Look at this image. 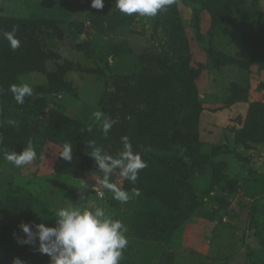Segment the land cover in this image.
Segmentation results:
<instances>
[{"label": "trees", "instance_id": "obj_1", "mask_svg": "<svg viewBox=\"0 0 264 264\" xmlns=\"http://www.w3.org/2000/svg\"><path fill=\"white\" fill-rule=\"evenodd\" d=\"M178 2L190 8L191 15L186 23L192 29L194 37L204 43L206 65L221 68L233 63L247 67V62L230 58L227 50L220 45L227 39L233 40L237 29L234 12L246 6L245 0H175L167 11L155 16L153 36L162 31L175 33L174 38L179 42L186 39ZM204 12L209 15V26L205 33L201 34L199 28ZM87 19L92 20L93 28L100 34L130 20L128 16L117 15V12L100 16V24L96 23L97 19L93 14L87 15ZM44 27L52 29L59 36L64 32L61 20L52 16L0 15V33L15 28L16 37L21 40V46L13 51L9 42L0 35V136L3 137L0 149L20 152L28 140L32 143L35 140H46L57 144L60 152L63 144L69 142L73 146V159L64 161L57 156L53 165L54 173L73 174L78 177L93 170L103 177L95 160L88 153V142L95 140L105 152L116 156L122 150L120 138L127 135L133 150L141 154L147 167L139 171L135 184L124 180L122 185L128 192L135 193L139 190L140 194H134L135 206L128 227L132 243L124 249L120 264H133L129 263V252L135 248V243L156 245L155 252L149 249L157 258L156 264H173L172 251L164 249L162 243H170L176 230L190 213L198 208L204 197H209L208 193L213 191L217 184L223 183V189L232 193L238 188V178H231L225 173L226 163L219 157L229 154L249 162V157H243L236 148L251 149L254 145L264 144V101H249L247 77L229 82L226 104L248 103L245 116L241 126L234 128L232 143L213 145L208 152H203L199 133L202 103L198 96L196 80L204 65L199 64L193 68L190 67L188 55H168L158 57L155 65L142 67L133 74L115 75L108 58L99 57L109 71L106 83L111 88L106 86L103 90L97 110L118 123L113 126L107 137L96 124H93V130L89 133L86 128L93 123L91 116L82 118L77 115L70 116L58 108L47 111L45 109L50 102L61 106L53 96L57 93L76 94V88L66 78L67 72L81 70L93 73L100 70L82 68L71 60L58 61L57 53L43 48L44 43L42 45L39 34L44 33ZM75 27L78 33L84 31L82 22L72 25L73 29ZM74 45L91 60L93 53L89 40L76 39ZM49 59L55 60V68L48 71L45 69V62ZM259 69L264 70V60L259 63ZM34 72L44 74V81L34 86L33 94L26 96L22 105L17 104L12 93L8 91L10 85L21 83L22 74ZM260 86L264 87L263 81ZM31 114L36 117L44 115L41 130L27 122V117ZM8 117L16 118L17 122L8 123ZM204 170H209V181L204 191L205 196L199 199L190 181L195 173H202ZM248 174L251 176V184L264 188V174H255L250 168ZM111 179L114 182V174ZM105 190L108 192L107 201L111 206L116 200L111 199L112 193ZM73 196L78 202L87 198L86 193L81 197L76 191ZM254 196L252 193V197ZM209 198L219 203V209L227 206L224 197L220 201L217 200L218 197ZM39 200L27 190L16 187L13 180L8 183L7 191L0 199V264H14L16 259L22 264H50V258L41 254L37 247L17 242V238L24 235L20 229L22 223L38 224L36 215ZM257 212L253 209L250 223L255 235L260 232ZM215 213L214 210L210 211L209 217L213 219ZM143 253L146 258V249ZM253 253L248 264H264V240ZM255 253L257 256L254 258Z\"/></svg>", "mask_w": 264, "mask_h": 264}, {"label": "rangeland", "instance_id": "obj_2", "mask_svg": "<svg viewBox=\"0 0 264 264\" xmlns=\"http://www.w3.org/2000/svg\"><path fill=\"white\" fill-rule=\"evenodd\" d=\"M245 7L234 12V22L237 27L233 40L227 39L220 45L227 50L230 58L247 62L243 68L236 64H229L221 68L206 65L204 43L197 40L188 26L190 8L178 2V9L182 17L183 34L186 39L177 41L175 33L158 31L153 36L152 30L155 17H142L138 14L131 16L121 14L115 9V0H104L103 9L97 10L90 6V0H0V15L18 17L38 16L40 14L55 17L62 22L64 32L56 35L52 29L43 28L39 34L44 49L59 55L58 61L71 60L82 68L98 69L99 72L87 73L81 70L67 72L66 78L76 88L75 95L57 93V105L48 103V109H62L70 116L90 117L97 111L100 95L107 86L108 70L100 58H108L111 70L115 75L133 74L142 67L155 65L158 57L179 55L189 56L190 67L202 66L196 80L198 96L202 103L199 117V133L203 144V152H208L213 145L232 143L234 128L241 126L248 103L226 104L227 86L229 82L245 78L249 80V101H264V70L259 69V63L264 60V0H245ZM114 12L117 15L128 16L127 23L100 34L93 28L91 19L87 15L96 16V23L100 24V16H108ZM85 16V17H84ZM82 22L84 31L78 33L72 25ZM72 24V25H71ZM209 26V15L204 12L200 21V33L204 34ZM241 31H243L241 33ZM174 38V39H172ZM76 39H87L92 46L93 57L88 60L83 51L75 47ZM185 45L183 47L182 45ZM100 57V58H99ZM45 69L52 70L55 60L45 62ZM102 70V72H101ZM45 75L40 72L25 73L20 76L21 83L27 82L34 88L44 81ZM1 120V108H0ZM8 123H16V118H7ZM30 126L41 130L44 115L27 117ZM33 146L37 152V159L23 168H16L3 159L0 153V199L7 191L8 183L13 180L16 187L27 190L40 200L37 208V223L54 225L55 213L60 207H95L99 206L114 219L121 220L127 228L128 245L132 243L128 235V227L135 206L134 193L130 191L127 203L115 201L108 204V192L98 182L102 176L97 171H86L80 176L73 174H56L53 170L54 162L60 147L46 140H35ZM231 146V145H230ZM232 147V146H231ZM243 157H249V162L230 156L221 155L219 158L226 163L225 173L238 178V188L235 192L223 189L224 184H217L209 197H224L227 206L219 209L215 199L205 196L209 181V170L195 173L191 184L198 198L203 199L198 208L173 234L170 243H162V247L173 253V264H248L251 254L261 246L264 240V188L251 184L248 168L255 174H264V144L254 145L251 149L236 148ZM254 175V174H253ZM252 175V176H253ZM250 178V179H249ZM114 182L123 185L124 179L117 170ZM252 189V190H251ZM249 190L251 193H249ZM80 193L87 198L81 202L75 200L73 192ZM102 193V197L98 196ZM252 193L255 194L252 197ZM154 203L159 206V203ZM162 210V206L160 205ZM253 209L258 211V229L255 235L251 227ZM216 211L215 216L209 217L210 211ZM208 215V216H207ZM129 252L130 262L133 264H156L154 244H136ZM146 249V258L144 250ZM150 249V250H149ZM157 250V249H156ZM157 254V253H154ZM257 256L255 253L254 258Z\"/></svg>", "mask_w": 264, "mask_h": 264}, {"label": "clouds", "instance_id": "obj_3", "mask_svg": "<svg viewBox=\"0 0 264 264\" xmlns=\"http://www.w3.org/2000/svg\"><path fill=\"white\" fill-rule=\"evenodd\" d=\"M175 3V0H115V9L121 14L142 17H155ZM93 9H103L104 0H90ZM16 29L0 33L9 42L13 51L21 46V40L16 37ZM2 91V89H0ZM10 91L17 104L22 105L26 96L33 94V87L27 82L11 84ZM92 124L86 131L91 133L93 124L100 127L105 137L117 120L97 110L92 113ZM11 123V122H10ZM122 150L113 156L90 140L87 147L89 155L95 160L97 168L103 173L98 182L104 189L112 193L111 199L121 203L129 201L130 194L122 186L112 182L114 173L133 184L137 181L139 171L147 167L139 152L133 150L130 138L124 135L120 138ZM3 137L0 136V143ZM73 146L65 142L58 156L64 161H71ZM3 159L16 168H23L37 159V152L31 140H28L22 151L0 149ZM135 195H139L137 190ZM20 229L23 237H18L21 245H31L50 258V264H120L124 249L128 246L127 228L119 219L112 218L104 208L95 207H60L55 213L54 225L38 223L30 225L22 223ZM14 264H22L19 259Z\"/></svg>", "mask_w": 264, "mask_h": 264}, {"label": "built area", "instance_id": "obj_4", "mask_svg": "<svg viewBox=\"0 0 264 264\" xmlns=\"http://www.w3.org/2000/svg\"><path fill=\"white\" fill-rule=\"evenodd\" d=\"M98 196H99V197H102L103 195H102V193H101V192H98Z\"/></svg>", "mask_w": 264, "mask_h": 264}, {"label": "water", "instance_id": "obj_5", "mask_svg": "<svg viewBox=\"0 0 264 264\" xmlns=\"http://www.w3.org/2000/svg\"><path fill=\"white\" fill-rule=\"evenodd\" d=\"M0 11H1V9H0Z\"/></svg>", "mask_w": 264, "mask_h": 264}]
</instances>
